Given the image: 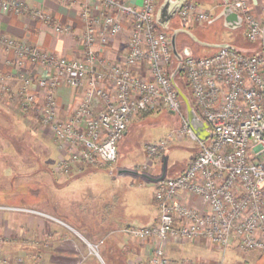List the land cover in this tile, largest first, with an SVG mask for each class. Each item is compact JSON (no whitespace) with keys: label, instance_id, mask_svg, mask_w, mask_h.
Masks as SVG:
<instances>
[{"label":"built area","instance_id":"obj_1","mask_svg":"<svg viewBox=\"0 0 264 264\" xmlns=\"http://www.w3.org/2000/svg\"><path fill=\"white\" fill-rule=\"evenodd\" d=\"M95 1L98 9L85 6L81 11L84 29L79 57L55 54L0 32V48L13 54L8 62L20 70V106L36 110L38 123L58 150L56 171L70 174L77 164H113L130 120L144 111L167 108L182 121L176 136L190 135L198 151L181 172L156 179L157 220L121 229L139 240L154 241L152 253L131 264H173L165 250L173 239L206 240L218 249L232 241L243 252L257 250L264 256V3L257 15L250 0H227L242 16L244 34L256 49L243 51L228 44L207 55L193 54L190 47L189 53H183L180 69L192 105L209 130L208 137L200 139L187 122L182 99L170 78L168 68L175 56L170 34L156 21L160 0H141L138 5L124 0ZM23 8L16 0H0L2 11ZM176 14L184 26L213 17L192 0L184 1ZM32 15L58 34L72 32L70 25L53 22L41 8H35ZM122 32L127 45L122 60L102 55L100 46ZM27 64L40 66L41 74L31 76L24 70ZM60 84L77 89V102L66 117L60 116L54 95ZM35 86L42 90L39 108H35ZM8 90V80L0 76V93ZM166 144L167 138L147 143L144 154L149 162L138 168L148 169ZM195 198L201 200L202 208L189 202ZM102 242L88 243L89 252L100 257ZM9 261L6 256L0 264ZM11 264L25 261L16 256Z\"/></svg>","mask_w":264,"mask_h":264},{"label":"crops","instance_id":"obj_2","mask_svg":"<svg viewBox=\"0 0 264 264\" xmlns=\"http://www.w3.org/2000/svg\"><path fill=\"white\" fill-rule=\"evenodd\" d=\"M16 1L24 7L22 11L0 10L1 33L55 54L67 57L81 56V36L84 29L81 11L85 6L95 11L98 9L97 1ZM124 1L137 5L141 2V0ZM250 2L253 12L258 15L264 0H250ZM225 3V0H220L215 4L213 7L217 9L216 12H219ZM35 8L48 12L53 22L70 25L72 32L62 34L54 32L42 18L32 15ZM210 12L214 17L215 13ZM100 50L102 55L111 60H122L127 50L126 33L122 32L110 37L100 46ZM12 57L11 52L0 48V76L6 77L9 84V90L0 93V125L3 128L9 123L8 120L12 121V115L16 117L15 121L23 119L22 112H25L23 115L26 122L31 125L34 120L38 122L35 109L23 110L20 106L17 95L21 85L18 76L20 70L16 68L14 62H8L13 60ZM24 70L36 77L41 74L42 69L40 66L27 64ZM34 89L37 94L35 108H39L43 100L42 90L37 86ZM54 95L60 116L66 117L77 102V89L68 84H60L54 90ZM144 116L146 115L139 113L135 117ZM3 128L0 127V140L6 137L4 132L7 130L3 131ZM162 153L153 158L148 167L149 170L140 178L142 183L151 186L154 209L142 215L127 216L124 214L122 201L121 206L110 211L106 204L102 206L89 201L90 189L81 188L76 183L87 173L106 166L77 164L70 174H62L56 171L55 166L53 168L43 163H20L23 157L17 156L22 153L2 145L0 147V189L3 191L0 194H3L4 199L0 198V263L6 256L10 258L6 264H11L16 256H22L25 264H101V262L107 264V252L112 254L113 261L124 260L122 262L124 264H131V261L136 258L148 257L152 253L154 241L139 240L121 229L154 223L158 218L153 198L156 179L166 176L165 172H170L171 175L181 172L191 159L174 171L169 167L166 170L160 160ZM80 196L81 199L77 200ZM189 202L199 208L203 207L198 198L189 199ZM100 239H103L100 247L104 252L100 253V257L94 258L95 256L89 252L88 243H96ZM186 242L188 241L173 239L166 243L165 250L172 262L174 261L173 264H177L175 260L183 256L180 245ZM205 262L214 263L216 259L208 258Z\"/></svg>","mask_w":264,"mask_h":264},{"label":"rangeland","instance_id":"obj_3","mask_svg":"<svg viewBox=\"0 0 264 264\" xmlns=\"http://www.w3.org/2000/svg\"><path fill=\"white\" fill-rule=\"evenodd\" d=\"M198 1H200L199 3L202 7L214 12L216 16L218 12L213 6L220 0ZM181 26L182 21L176 14L171 20L169 28L164 29L170 34L173 28ZM188 27L197 36V40L191 38L185 32H179L176 42L180 51L186 45L190 47L193 54L207 55L217 50L219 44L225 42L243 51L256 49V44L246 38L243 25L237 28H229L224 25L222 18L191 24ZM176 65L177 60L174 57L172 65L168 68L169 73H172ZM174 79L187 96L191 97L187 80L181 69L175 73ZM182 102L186 113L184 101L182 100ZM24 113L22 112L21 115L23 119L15 121L16 117L12 115L13 122L8 120L9 123L4 128L0 125L3 131L7 130L4 132L6 137L0 140V147L4 145L8 149H17L21 152L22 155L17 156L18 158L23 157V161H20V163H43L54 168L58 150L51 136L36 120H34L32 125L26 122ZM181 125L180 117L175 112L164 107L154 110L144 117L136 118L134 116L128 124V132L118 142L116 162L87 173L86 176L77 180V185L84 189H90L89 201L96 202L102 206L106 204L110 211L117 209L121 201L124 214L127 216L142 215L154 209L151 186L142 183L140 180L144 172L149 169L138 168L142 163L149 162L145 158L144 147L147 143L167 138V144L162 151L163 153L161 152L160 160L166 170L168 167L172 171L176 170L177 167L184 165L198 151V144L190 135L185 133L176 136V132ZM6 126L7 128H5ZM165 173L166 175H171L170 172ZM1 191L3 190L0 189ZM0 198L4 199L2 193ZM80 199L81 196L77 200ZM180 248H182L183 256L175 260L177 264L206 261L208 258L216 259V261L223 260L224 264H264V256L260 252L257 250L243 252L232 241L225 249H218L206 240L188 241L182 243ZM99 252L103 254L100 246ZM93 256H95L94 258L98 257L95 254ZM101 264H104V262H101Z\"/></svg>","mask_w":264,"mask_h":264},{"label":"water","instance_id":"obj_4","mask_svg":"<svg viewBox=\"0 0 264 264\" xmlns=\"http://www.w3.org/2000/svg\"><path fill=\"white\" fill-rule=\"evenodd\" d=\"M186 0H162L156 11V21L163 28H169L170 22L177 13L179 6ZM221 10L212 18V21L217 18H222L225 26L229 28H237L242 25V16L233 10L227 0ZM179 32H185L191 38L197 40V36L187 27H175L170 33L171 46L173 54L177 60L176 68L170 75L173 85L176 87L180 97L183 99L186 109V119L190 128L200 139H205L209 135L206 122L195 111L189 96L175 82L174 75L180 70L183 53H189V46L184 47L181 51L177 47L176 37ZM206 43V42H202ZM228 45L227 42L219 44V46Z\"/></svg>","mask_w":264,"mask_h":264},{"label":"trees","instance_id":"obj_5","mask_svg":"<svg viewBox=\"0 0 264 264\" xmlns=\"http://www.w3.org/2000/svg\"><path fill=\"white\" fill-rule=\"evenodd\" d=\"M175 69V68H174ZM173 72V71H172ZM170 75H171V73H170ZM178 85H179V83H178ZM179 87H180V85H179ZM181 88V87H180ZM190 98V100H191V102H192V99H191V97H189ZM153 111L151 110V111H144V112H141V114L142 115H148V114H150V113H152ZM104 252V251H103ZM108 253V255L106 256V263L107 264H117L118 262V264H124V263H122V262H124V260H122V261H113L114 260V257L112 256V254H110L109 252H107ZM123 259V258H122Z\"/></svg>","mask_w":264,"mask_h":264},{"label":"flooded vegetation","instance_id":"obj_6","mask_svg":"<svg viewBox=\"0 0 264 264\" xmlns=\"http://www.w3.org/2000/svg\"><path fill=\"white\" fill-rule=\"evenodd\" d=\"M170 24H171V22H170ZM184 25L182 24V26L181 27H183ZM184 27H186V26H184Z\"/></svg>","mask_w":264,"mask_h":264}]
</instances>
